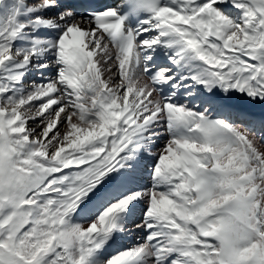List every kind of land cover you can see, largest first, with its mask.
<instances>
[{"label":"snow or ice","instance_id":"obj_1","mask_svg":"<svg viewBox=\"0 0 264 264\" xmlns=\"http://www.w3.org/2000/svg\"><path fill=\"white\" fill-rule=\"evenodd\" d=\"M0 264H264V0H0Z\"/></svg>","mask_w":264,"mask_h":264}]
</instances>
